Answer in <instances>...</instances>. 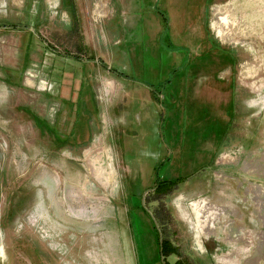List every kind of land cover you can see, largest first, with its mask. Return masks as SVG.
<instances>
[{"label": "rangeland", "instance_id": "obj_1", "mask_svg": "<svg viewBox=\"0 0 264 264\" xmlns=\"http://www.w3.org/2000/svg\"><path fill=\"white\" fill-rule=\"evenodd\" d=\"M0 264H264V0H0Z\"/></svg>", "mask_w": 264, "mask_h": 264}, {"label": "bare ground", "instance_id": "obj_2", "mask_svg": "<svg viewBox=\"0 0 264 264\" xmlns=\"http://www.w3.org/2000/svg\"><path fill=\"white\" fill-rule=\"evenodd\" d=\"M223 8V7H222ZM236 8H237V6H235L234 4H230V6H229V9H228V12H227V14H230V12L232 13V14H234L235 13V11H236ZM226 9V8H225ZM225 12V10L223 11L221 8H220V6H214V8H213V13H214V16H215V19H214V22H213V28L216 30V31H218V33L219 32H221V31H224V27H225V24L224 23H222V21H220V17L219 16H221L220 14H222V13H224ZM241 15V14H240ZM237 16V15H236ZM243 16V15H242ZM231 18V17H230ZM240 18V17H239ZM235 20H237V19H235ZM239 20H241V19H239ZM245 20V19H244ZM238 21V20H237ZM242 22V21H241ZM246 22V21H245ZM227 24H229V21H227ZM229 26V25H228ZM236 26V25H235ZM230 27V26H229ZM240 28V27H239ZM237 29V28H236ZM229 30V29H228ZM234 31V30H233ZM243 32V31H242ZM247 34V33H246ZM229 36V35H228ZM234 36V35H233ZM229 38H230V36H229ZM105 152H107V151H105ZM104 152V153H105ZM106 157H108V154H107V156ZM109 167H110V165H109ZM99 173L100 174H103L104 173V169L102 168V167H99ZM104 175V174H103ZM112 176H110V178H108L107 179V182L108 183H112ZM115 178V177H114ZM195 203V202H194ZM193 203V204H194ZM204 205L205 204H203V203H201V205L199 206L200 207V210H201V216H200V221H201V224H202V222L204 221V217H205V215H208L210 218H208L207 216V218H208V222H209V224L210 223H212V222H214L216 219H215V217H217V212H213V208H209V210H208V208L205 206L204 207ZM210 205V204H209ZM192 206V205H191ZM203 207H204V209H203ZM211 207V206H210ZM219 207V206H218ZM192 208V207H191ZM197 208V207H196ZM194 210V209H193ZM219 210V209H218ZM207 211H208V213H207ZM197 214V213H196ZM199 220V219H198ZM212 220H214V221H212ZM216 222V221H215ZM200 226V225H199ZM210 226V225H209ZM212 226H213V224H212ZM214 227H215V225H214ZM201 230V229H200ZM199 230V231H200ZM211 230L209 229V228H207V226H205V229H202V235H201V239L199 238V242H201V240H202V243L201 244H203V242H206V238H204L205 237V235L204 234H207L208 232H210ZM201 232V231H200Z\"/></svg>", "mask_w": 264, "mask_h": 264}, {"label": "trees", "instance_id": "obj_3", "mask_svg": "<svg viewBox=\"0 0 264 264\" xmlns=\"http://www.w3.org/2000/svg\"><path fill=\"white\" fill-rule=\"evenodd\" d=\"M162 19H164V16ZM156 175H157V179H158V173L157 172H156ZM177 183H178V181H174V180H167V179L159 180L158 179V182H157L156 186L153 188L154 189L153 191L156 194H161V193H165V192L167 193L172 188H174V186L177 185Z\"/></svg>", "mask_w": 264, "mask_h": 264}, {"label": "crops", "instance_id": "obj_4", "mask_svg": "<svg viewBox=\"0 0 264 264\" xmlns=\"http://www.w3.org/2000/svg\"><path fill=\"white\" fill-rule=\"evenodd\" d=\"M122 73V72H121ZM126 76V75H125ZM124 87H127L126 85H124Z\"/></svg>", "mask_w": 264, "mask_h": 264}]
</instances>
